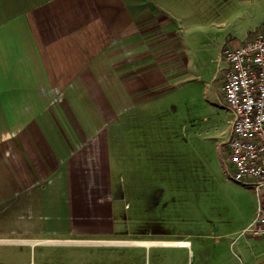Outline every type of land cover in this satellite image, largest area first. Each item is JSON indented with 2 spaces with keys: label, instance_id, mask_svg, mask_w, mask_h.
I'll list each match as a JSON object with an SVG mask.
<instances>
[{
  "label": "crops",
  "instance_id": "crops-1",
  "mask_svg": "<svg viewBox=\"0 0 264 264\" xmlns=\"http://www.w3.org/2000/svg\"><path fill=\"white\" fill-rule=\"evenodd\" d=\"M249 1L0 0V264H229L226 232L161 228L175 192L142 145L168 127L144 105L184 75L178 33Z\"/></svg>",
  "mask_w": 264,
  "mask_h": 264
},
{
  "label": "rangeland",
  "instance_id": "rangeland-1",
  "mask_svg": "<svg viewBox=\"0 0 264 264\" xmlns=\"http://www.w3.org/2000/svg\"><path fill=\"white\" fill-rule=\"evenodd\" d=\"M239 7L223 28H212L208 33H178L179 55L186 56L181 60L184 75L171 84L173 90L144 105V110L153 115L142 121L144 126L156 123L171 130L164 129L158 145L142 146L145 154L155 148L164 161V185L175 192L174 196H165V207L160 209L164 219L161 228L174 230L171 213H180L183 219L177 225L193 221L201 234L227 233L232 242L229 264H254L264 260V233L257 236L242 230L253 225L256 209L264 206V196L230 176L226 141L232 112L223 91L224 67L216 61L224 48L233 45L230 39L239 42L251 30H264V0L243 2ZM126 143L128 159L134 151L133 145ZM127 167L141 170L137 163ZM152 214L156 212L149 209L147 216Z\"/></svg>",
  "mask_w": 264,
  "mask_h": 264
},
{
  "label": "built area",
  "instance_id": "built-area-1",
  "mask_svg": "<svg viewBox=\"0 0 264 264\" xmlns=\"http://www.w3.org/2000/svg\"><path fill=\"white\" fill-rule=\"evenodd\" d=\"M223 91L232 112L227 139L230 176L264 196V30L254 29L238 44L224 48ZM245 234L264 233V206Z\"/></svg>",
  "mask_w": 264,
  "mask_h": 264
}]
</instances>
